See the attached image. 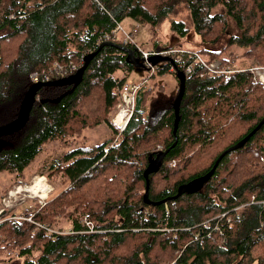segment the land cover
<instances>
[{"label":"trees","instance_id":"obj_1","mask_svg":"<svg viewBox=\"0 0 264 264\" xmlns=\"http://www.w3.org/2000/svg\"><path fill=\"white\" fill-rule=\"evenodd\" d=\"M216 7L224 14H213ZM179 8L188 12L205 46L197 52L211 60L236 46L264 68V0H0V127L19 116L33 73L97 52L77 81L40 88L26 125L0 137V173L22 176L52 140L80 137L101 124L112 132L101 144L70 149L51 164L47 178L60 175L67 186L44 205L20 215L4 211L0 263L9 256L20 264H264V125L222 158L202 189L173 199L180 185L206 175L264 118V84L250 68L211 76L193 64L185 76L174 147L178 89L148 108L152 89L142 86L126 128L118 132L110 121L119 89L135 67L117 47H99L110 42L138 53L101 38L125 19L154 34ZM228 19L239 35L227 36ZM170 25L180 37L188 34L183 22L171 18ZM168 48L153 45L157 51ZM119 70L125 75L116 77ZM166 74L179 88L169 63L158 64L151 76ZM71 75L53 73L49 81ZM167 149L161 168L148 177L149 201L164 202L147 205L144 170ZM86 217L92 233L80 222ZM61 219L68 221L67 231L55 229Z\"/></svg>","mask_w":264,"mask_h":264},{"label":"rangeland","instance_id":"obj_2","mask_svg":"<svg viewBox=\"0 0 264 264\" xmlns=\"http://www.w3.org/2000/svg\"><path fill=\"white\" fill-rule=\"evenodd\" d=\"M212 13L224 14V11L221 7H216L213 9ZM171 18L176 22L184 23L186 30H188V34L186 36L182 38L171 31ZM171 18L161 22L155 28L154 34L152 33L151 27L137 24L130 19H125L121 25L126 32H131L135 28L138 29V33L134 37V40L140 48H142V51H151L153 45L159 43V45L169 47L167 50L176 49L197 53L201 55L204 60H209V64L219 61L222 66L227 64L231 65L233 67L232 69L250 68L253 70L256 81L261 82L260 77L264 75V71L259 68L263 67H260L253 59L245 58L243 56L242 49L232 46L219 58L210 60L208 55L197 52V50H200L205 46L200 42L198 35L194 32L193 24L189 18L188 12L184 8H179L175 14H172ZM227 30V36L240 34V31L230 19H228ZM226 38V36L223 37L222 43L226 41ZM170 47H172V49H170ZM207 49L216 50L215 47L212 46L207 47ZM221 59L227 64H223ZM123 75H125V73L121 70L116 72V77H122ZM150 75V71L145 68H135L126 75V83L129 84H139L144 80H147L144 87L146 89H152L148 96V108L172 98L175 96L178 89L177 82L172 75ZM209 75L218 76V74ZM114 111L115 109L112 110L109 117L112 116ZM111 133L112 132L105 124H101L92 129H85L80 137H68L64 139L52 140L43 146L41 153L23 172L22 176L17 178L13 174L10 175L6 172L0 173V218L4 215V211H9L13 215H20L25 209L37 204L39 200L48 201L56 194L64 190L67 186V181L62 179L60 175L55 176L52 174V180L47 178L51 171V164L60 160L65 151L78 147H93L101 144L112 136ZM38 180H43L42 186L45 190V197H42L44 194L42 192L34 194L32 191H26L27 188L30 189L34 187L38 183ZM43 189L40 191H43ZM240 210H242V207L238 208V211ZM68 228L69 223L66 219H61L55 227L58 231H67ZM8 257L9 256H7L0 264L21 263V261H18L17 258L9 260Z\"/></svg>","mask_w":264,"mask_h":264},{"label":"built area","instance_id":"obj_3","mask_svg":"<svg viewBox=\"0 0 264 264\" xmlns=\"http://www.w3.org/2000/svg\"><path fill=\"white\" fill-rule=\"evenodd\" d=\"M138 33V29L135 28L131 32H126L122 26L118 25V27L111 32V34H105L102 38L104 41H118L121 42L123 45H130L134 48V50L138 53V56L143 59L144 65L147 67L148 71H150L151 75L155 73V67L151 66L147 59L151 56H168L173 59L176 66H180L184 68V75H190L194 71L193 64H197L201 66L204 71H206V74H218V75H229L233 73L235 70H233L231 67L228 66H222V64L218 62L210 63L209 60H204L201 55H198L197 53H192L189 51H183V50H163V51H157V50H151V51H142V48L137 44V42L134 40V37ZM98 43V42H97ZM99 43L97 44V46ZM91 51H85L80 55L79 61L77 63H71L69 62L67 65L62 66L57 63H54L52 66H50L46 71H43L42 73H33L30 78L33 84L37 83H44L50 80V76L53 73L61 74L62 73H75L82 65L84 58L90 54ZM187 56L189 59L191 56H193V63L189 64L187 61L188 59H185L184 57ZM264 71L263 68H259ZM253 73V70H250ZM150 75V76H151ZM202 76V73L199 74V77ZM261 78V83L264 84V75ZM254 80L256 81L255 77ZM147 83V80H144L140 84H129L124 83L120 89H119V99L115 106V111L113 112L110 121L113 124L114 128L118 130V132H122L129 120L131 119L134 111V105H135V99H136V93ZM171 167H175V163L172 162L169 164ZM39 205H44V200H39L37 202ZM17 219H21V217H13ZM30 221V219H27ZM83 226L87 229V232H92V223L86 218H83L80 221ZM54 232V231H50ZM59 233V232H58Z\"/></svg>","mask_w":264,"mask_h":264},{"label":"water","instance_id":"obj_4","mask_svg":"<svg viewBox=\"0 0 264 264\" xmlns=\"http://www.w3.org/2000/svg\"><path fill=\"white\" fill-rule=\"evenodd\" d=\"M104 45H113V46L117 47L119 50L123 51L127 55L126 61L129 62L131 65H133L135 68H141L142 69V68L146 67L144 65L143 59H141L139 56L138 57L134 56V51L132 49L127 48V47H123L120 45H116V44H113L110 42H107V43L100 45L99 49L102 48ZM96 53L97 52H94L92 54L87 55L84 58L83 65L75 73H73L71 76H69L67 78L47 81L44 83L33 84L32 87L27 91V93L25 94V96L23 98V101H22L21 107H20V113H19V116L17 117V119L15 121H13L12 123L6 125V126L0 127V137L13 135V134L19 132L26 125L28 118H29V115H30V112H31V109L33 107V103H34L36 93L38 92V90L40 88H42L44 86L58 85V84H64V83H72V82L77 81L79 78H81L83 76L84 71H85L90 59ZM147 62L153 67H156L158 64H161V63H169L173 67L174 72L176 73V78L179 82L178 94H177V97L174 101V106H173L174 118H175L173 135L175 136V142L172 145V147H174L176 145V142H177L176 131H177V126H178V112H179V106H180L181 100L184 96L186 78H185L184 73L182 71L178 70V67L174 63L173 59L168 57V56H151L147 59ZM263 125H264V118L261 119L259 121V123L256 125V127L248 135H246L242 140H240L234 146L225 150L216 159L212 169L206 175L198 177V178L193 179V180H191L185 184L180 185L178 187L177 193L173 197V199H177L183 194H194V193L198 192L200 189H202L204 184L207 183L212 178V176H213L219 162L222 160V158L226 154H228L229 152L236 151V150L242 148L250 140V138L256 132H258L260 130V128ZM169 150L170 149H167L164 152L160 153L155 159H153L152 161H150L148 163L147 167L144 170V178L146 180V188H145L143 199H144V203L147 205L155 206V205H158V204L164 202V201H162V202H151V201H149V199H148V191H149L148 177L151 174L157 172L161 168L162 162H163L165 156L167 155V153L169 152Z\"/></svg>","mask_w":264,"mask_h":264},{"label":"bare ground","instance_id":"obj_5","mask_svg":"<svg viewBox=\"0 0 264 264\" xmlns=\"http://www.w3.org/2000/svg\"><path fill=\"white\" fill-rule=\"evenodd\" d=\"M42 181H43V180H38V183H37L34 187H32V188H30V189L27 188L26 191H32L34 194H36V193H38V192H42V193H44L45 190L43 189ZM41 189H43V191H40ZM41 195H42V194H41ZM44 195H45V193L42 195V197H45ZM93 227H94V224L92 223V229H93ZM92 231H93V230H92ZM90 233H92V232H90Z\"/></svg>","mask_w":264,"mask_h":264},{"label":"crops","instance_id":"obj_6","mask_svg":"<svg viewBox=\"0 0 264 264\" xmlns=\"http://www.w3.org/2000/svg\"><path fill=\"white\" fill-rule=\"evenodd\" d=\"M151 49H153V47L151 48ZM140 84V83H139ZM110 118H111V116H110ZM109 130L111 131V129L109 128Z\"/></svg>","mask_w":264,"mask_h":264}]
</instances>
